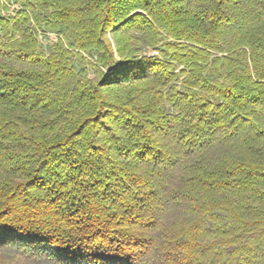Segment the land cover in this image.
I'll return each instance as SVG.
<instances>
[{
    "label": "trees",
    "instance_id": "1",
    "mask_svg": "<svg viewBox=\"0 0 264 264\" xmlns=\"http://www.w3.org/2000/svg\"><path fill=\"white\" fill-rule=\"evenodd\" d=\"M0 53V264H264V0H0Z\"/></svg>",
    "mask_w": 264,
    "mask_h": 264
},
{
    "label": "rangeland",
    "instance_id": "2",
    "mask_svg": "<svg viewBox=\"0 0 264 264\" xmlns=\"http://www.w3.org/2000/svg\"><path fill=\"white\" fill-rule=\"evenodd\" d=\"M10 6V7H9ZM9 6H7V9L1 10V15L3 16H9L13 15L14 10L18 7L17 4L11 3ZM38 41L40 44L46 49L48 45L52 44V42H55L57 39L55 35L48 34L46 37H43L41 34L37 36ZM152 56H154L153 52H149ZM89 77H93L92 73H89Z\"/></svg>",
    "mask_w": 264,
    "mask_h": 264
},
{
    "label": "snow or ice",
    "instance_id": "3",
    "mask_svg": "<svg viewBox=\"0 0 264 264\" xmlns=\"http://www.w3.org/2000/svg\"><path fill=\"white\" fill-rule=\"evenodd\" d=\"M0 55H4L3 53H0ZM0 244H3V239L0 238Z\"/></svg>",
    "mask_w": 264,
    "mask_h": 264
}]
</instances>
